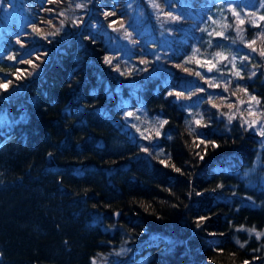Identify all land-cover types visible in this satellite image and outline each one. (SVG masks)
Masks as SVG:
<instances>
[{
  "label": "trees",
  "instance_id": "trees-1",
  "mask_svg": "<svg viewBox=\"0 0 264 264\" xmlns=\"http://www.w3.org/2000/svg\"><path fill=\"white\" fill-rule=\"evenodd\" d=\"M217 1L156 0L158 13L150 0H0V83L12 81L0 88V264H264L262 136L236 111L238 84L264 111V57L239 58L244 79L217 88L188 58ZM262 29L244 31L258 49ZM186 99L207 127L190 129ZM137 110L168 121L159 138L131 130Z\"/></svg>",
  "mask_w": 264,
  "mask_h": 264
},
{
  "label": "snow or ice",
  "instance_id": "snow-or-ice-1",
  "mask_svg": "<svg viewBox=\"0 0 264 264\" xmlns=\"http://www.w3.org/2000/svg\"><path fill=\"white\" fill-rule=\"evenodd\" d=\"M49 2H51V0H49ZM226 2H227V12H229L231 14V16L234 18V24L227 23L226 22L227 21V17H225L224 18L225 19V23L222 25V27L224 29H228V28L234 27L238 38L241 41H244L245 46L251 50L249 55H245V56L240 57V60L241 61L248 60L249 56L251 55V53H257V52H258L259 56L264 57V47H261L259 49L257 47H255L256 39H253L251 41L245 40V38H244V31L245 30L242 27L245 24V17H246L248 23L251 24L253 27L261 28V22H264V14L258 15V11L259 10L255 11V12H247V11H245L244 12V16L242 17L241 12L238 11L237 8L233 6L232 0H221L222 4H224ZM257 2L260 4L261 8H264V0H257ZM150 3L152 4L153 8L158 10V13L161 11L160 10V5L156 2V0H150ZM75 8H77V9L87 8V4H85V3H76L75 4ZM222 11H223V9H222ZM60 15L63 16L64 13L61 12ZM104 15L107 17V16L114 15V13L106 11L104 13ZM163 15L166 18H170L173 21L180 19V17L172 15L171 12L163 13ZM81 22H82V18L79 19V20H73L72 21V23L74 25H77V24H79ZM49 23H51V21H49ZM213 23L215 24V23H217V21H213ZM115 24H116V21L113 20L109 26L112 27ZM61 25H63V21H61ZM122 27H123V25L121 24V28ZM60 30L61 29H57L56 32H59ZM114 30H116V29L114 28ZM33 31L39 33L44 39H47V36L44 33H42L41 30L39 28H37L35 25H33ZM204 31H207V29H204ZM56 32H53L50 35L55 36ZM127 35L128 34L126 33V37H127ZM208 35L212 36V37H221V38H224V39H228V37L225 35V31H215V30H213L211 32H208ZM257 39H264V29H262L260 34H258ZM18 42L23 44V42L19 41V39H18ZM50 42L51 41H49V43ZM94 42L95 41L93 40V43ZM209 43H211V42H209ZM234 43H235V41H233V44ZM196 51L198 52L199 50L197 49ZM45 55H46V53H45ZM215 57L219 58L217 63L222 62V61H229V57L223 55V53H221V52H216L215 53ZM9 59L15 60L16 58H15V56H10ZM36 59L39 60L40 57L37 56ZM159 59L160 58L157 57V60H159ZM236 59L237 58H236L235 55H233L231 57V61H230L231 62V68L229 69V73H230V75L232 77H235L237 79L242 80V79H244V77L242 75V69L241 68H237ZM105 62L108 63V64H112V59L106 56L105 57ZM26 63L32 64V61L28 60V61H26ZM141 63H146V61H141ZM196 63L198 65H200L201 67L207 66V71L208 72H212L213 69L217 68V63H213L212 60H205L203 62H201L200 60H197ZM33 67H36V66L33 65ZM176 67L179 68V67H182V66L181 65H176ZM242 67H243V65H242ZM253 67H255V66H253ZM115 70H119V65L118 64L116 65V69ZM183 70L185 72L189 71L188 68H184ZM21 75H22V73L18 72L17 73V79H20ZM196 75L200 76L201 73L197 72ZM256 75H257L256 71H251L249 78L254 77ZM11 83H12L11 80H9L7 83H0V88L6 89V88H8L9 84H11ZM208 83H209V87L210 88L219 87V85H217L215 83H212V82H208ZM230 83H231V79L228 80V84H230ZM228 84L224 85L225 92H227V90H228ZM237 90L239 92H242V93L248 95V100L247 101L239 100L238 103L241 104V105L246 104L247 105L246 110L248 112V116L249 117H254L250 121L249 120H244L243 123L245 125H247L248 128H254L257 124H259L260 126H259V128L257 130L259 131V134L261 136H264V111H259V109L257 107V106H259L261 104V101L257 98L256 95L250 94L246 87H241L238 84L237 85ZM199 91L200 92H205L206 90L203 87H201L199 89ZM235 94L236 93L234 92L233 95H235ZM168 95L169 96L175 95L177 97V99H179L180 97L184 96V93L181 92V91H170L168 93ZM209 100L211 101V96H209ZM212 107H215V108H217L219 110L220 105L216 104L215 102H212ZM228 108L232 109L233 105L232 104H228ZM236 111H239V109H237ZM222 114L223 115H228V113H222ZM125 115H126V117H132L133 113L132 112H128ZM240 115H241V117H243V113L242 112L240 113ZM235 118H236V112H232L231 115H229V122H231V120L235 119ZM167 123H168L167 120L160 121L159 122V128L163 129L164 125L167 124ZM195 124L198 125V126L207 127V125H202L200 119L195 120ZM161 135H162V133H161L160 130H157L155 132V137L156 138H159ZM201 135H204V133H201ZM168 138H170V137H168ZM143 139L149 141V147H153V148L158 147V144L153 142V138L150 135L149 136H143ZM194 143H196V142L194 141ZM201 144H203L205 146V152L207 151V147H208L209 144H211V146L213 148L218 147V145H216L214 141H205V140H202V139L198 140V143H196V147L199 148V146ZM143 151L144 152H148V147H144ZM196 155L199 156L201 160H203L204 157L199 152H197ZM160 163L163 164L165 167L168 166V162L166 160H161ZM172 167L175 169L176 172H180L181 171V169L180 168H176L175 165H172ZM197 195H200V193H197ZM117 215H118V213H117ZM205 219H206L205 217H200L199 218L200 221H203ZM197 226H199V223H198ZM250 231L255 233V236H256L257 239H259L261 237V235H262V233L256 232L255 229H251ZM237 243H240V242L237 241ZM240 246L243 247L244 245L241 244ZM93 264H95V261H93ZM244 264H249V262L245 261Z\"/></svg>",
  "mask_w": 264,
  "mask_h": 264
},
{
  "label": "rangeland",
  "instance_id": "rangeland-1",
  "mask_svg": "<svg viewBox=\"0 0 264 264\" xmlns=\"http://www.w3.org/2000/svg\"><path fill=\"white\" fill-rule=\"evenodd\" d=\"M233 2V6L237 8L238 11L241 12L242 17L244 16V12H255L258 11V15L264 14V8L260 7V4L258 3L255 9L251 10L243 6H239L235 1ZM223 9V11H222ZM225 17H227V23L229 24H234V18L231 16L229 12H227V3L222 4L221 0H218L216 4L213 6L212 11L210 15L205 19V23L203 25V29L201 30L200 34L197 37V44L195 47H193V50L191 52V55L188 57L190 60L193 62H196L197 60H200L201 62L205 60H212L213 63H217L219 60L218 57H215L216 52H221L223 55L229 57V61H222L217 63V68L213 69V72L210 74H207L204 70L205 67H201L200 65L197 64L199 68H203L201 70L205 76L210 80V82H219L220 80H226V79H231L235 81V83H240V79H237L235 77H232L229 73V69L231 68V57L233 55L236 56V66L238 64V59L240 58V55L238 54L239 52L236 51L234 48L233 40L232 38L239 39L237 36V33L235 31L234 34L230 33L228 29H224L222 25L225 23ZM211 18V19H210ZM213 21H217V23H213ZM244 30L246 28L252 27L251 24L248 23L247 18L245 17V24L242 26ZM204 29H207V31H204ZM235 29V28H234ZM225 31V35L228 37V39H224L221 37H212L208 35V32L211 31ZM254 31H252L253 33ZM245 38V36H244ZM240 40V39H239ZM211 42V43H209ZM199 50L198 52L196 50ZM235 79V80H234ZM188 102H186L184 105L188 109V114H189V120L188 124L190 126V129H196L199 128L198 125L195 124V120L200 119L202 122L203 119V112L200 107L194 106L189 99H186ZM248 100V99H247ZM246 100V101H247ZM258 107V106H257ZM236 108V107H235ZM233 108L231 111L234 112ZM247 105H241L240 108L237 107V109L241 110H246ZM260 111V110H259ZM137 113L134 115V123L131 121L127 120V123H130L134 125V128H132V131L136 132H147L150 129L151 130H159V120L158 118L154 117H146L144 112L137 110ZM247 112V110H246ZM231 115V114H230ZM226 117L227 120H229V115L228 116H223ZM129 119V117H127ZM220 118V117H219ZM254 117H249L251 120ZM259 128V124L256 125ZM155 140V138H153ZM262 147H264V136H262ZM261 164V161H260ZM98 264H107L106 262H100Z\"/></svg>",
  "mask_w": 264,
  "mask_h": 264
},
{
  "label": "water",
  "instance_id": "water-1",
  "mask_svg": "<svg viewBox=\"0 0 264 264\" xmlns=\"http://www.w3.org/2000/svg\"><path fill=\"white\" fill-rule=\"evenodd\" d=\"M180 99V98H179ZM179 99H177V97L175 98V101H179ZM127 128H130V125H126ZM9 138V136H7L1 143H0V146L2 144H4L6 142V140Z\"/></svg>",
  "mask_w": 264,
  "mask_h": 264
}]
</instances>
